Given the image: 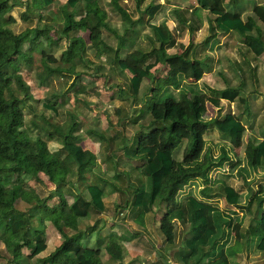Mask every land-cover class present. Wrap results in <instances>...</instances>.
<instances>
[{
    "label": "trees",
    "instance_id": "trees-1",
    "mask_svg": "<svg viewBox=\"0 0 264 264\" xmlns=\"http://www.w3.org/2000/svg\"><path fill=\"white\" fill-rule=\"evenodd\" d=\"M112 1L121 20L127 23L121 33L107 25L106 13L98 5V0H65L61 3L57 8L63 18L60 32L68 42L59 56V63L63 65L51 68L48 74L58 76L66 72L73 74L74 81L78 79L74 67L84 63L82 53L85 40L74 33L82 31L87 33L88 42L96 46L98 51L113 52L117 67L130 74L128 85L131 96H136L145 81L153 80L146 109L150 117L147 124L157 122L159 125L147 132L137 133L132 143L125 141L121 149L127 159H143L139 171L141 180L129 202L136 210L135 221L142 225L144 217L152 211L154 202L163 203L164 213L157 228L163 243H172L175 220L182 226H188V235L181 239V263L192 259L198 264L206 259V264H228L224 247L238 237L243 213L249 211L250 204L255 202L254 205L262 209L256 220L261 234L256 236L255 248L260 252L264 264V133L256 144L247 142L242 158L237 159L233 150L240 144L244 131L239 118L229 112L209 117L198 102V96L205 88L208 94L205 100L212 107H218L220 99L242 103L244 99L239 95V88H203L197 83L187 82L180 72L173 79L168 73L162 79L152 75L156 64L170 65L177 59L182 63L189 62V44L179 54L167 53L174 41L165 18L153 21L158 15L163 17L165 14L162 4L145 5L139 14L146 18L143 20L139 15L133 20L123 8L116 5L117 0ZM140 2L134 0L135 9L138 10ZM15 3H24L22 19L30 16L39 19L40 10L58 2L0 0V242L9 255L4 264H17V260L22 257L21 248L28 250L24 257L36 260L38 264H102V252L119 260L122 248L118 242L113 241L103 248L87 246L81 241H87L81 238V232L71 235L61 232L62 227L75 230L77 218L85 217L89 210L95 213L103 210L105 189L101 184L104 181L97 176L93 183L83 184L82 189L86 191L87 197L77 192L71 203H67L63 188L70 183V177L74 176L83 182V173L87 169L91 170L93 176L100 171L95 155L76 144L72 128L62 134L59 127L50 124L44 116L40 117L41 123L24 120L22 108L29 96L28 85L17 73L8 72V67L21 59L29 61L23 45L28 42L32 44L31 33L42 34L47 42L50 39L46 27L26 28L18 33L7 27L13 21L7 12ZM195 3L213 17L208 18L210 33L237 31L245 47L255 56L261 54L263 41L257 21L264 26V0L234 11L225 10L224 0H195ZM170 11L190 33L193 28L180 17L179 9L175 7ZM136 23L148 28L151 47L128 53L121 43L123 33ZM103 28L117 38L114 45H110L102 35ZM16 90L21 95L15 94ZM84 90L82 85L74 92L81 96ZM41 104L48 113H57L56 107L50 105L48 100ZM210 128L219 133L221 141L212 143L203 138ZM54 137L60 140L63 155L60 151H48L46 143ZM217 172L234 173L231 176L240 180L239 187L236 189L224 182L217 183ZM7 174L16 175V181L7 184L1 182ZM40 175L53 184V195L57 201L52 206L46 205L44 199L39 198L33 190L24 187L29 179L39 181ZM241 186L245 187V192L240 190ZM214 193L220 196L228 208L220 206L218 198L212 196ZM19 201L33 204L30 209L22 210L15 207ZM33 211L38 214L35 224H32L36 215ZM45 219L63 235L61 243L54 248H49L44 238ZM252 233H255V229H252Z\"/></svg>",
    "mask_w": 264,
    "mask_h": 264
},
{
    "label": "rangeland",
    "instance_id": "rangeland-1",
    "mask_svg": "<svg viewBox=\"0 0 264 264\" xmlns=\"http://www.w3.org/2000/svg\"><path fill=\"white\" fill-rule=\"evenodd\" d=\"M56 1L58 3H53L39 11V19H37V17L35 16H30L27 19H22L21 15L24 11V3H15V5H13L12 8L7 12V15H10L13 18V21L8 24L7 27H9L14 33H18L26 28L35 27L37 29H43V27H46L47 37L48 39H50V42H47L42 34L31 33L30 36L33 37L32 44L28 42L23 45V49L29 55V61L26 62L25 60L21 59L18 60L17 63H13L8 67V72L17 73L21 77L22 81L28 85L29 96L26 98V104L22 108L24 120L26 122L35 121L41 123L42 121L40 120V117L44 116L45 118H47L50 124L54 123L56 126H58L62 134L72 128L73 134H79V136L82 137V140L85 139L87 146L89 145V147L93 148L91 150L97 153V159H100L101 157L107 156L109 154L110 161L103 160L99 164L101 173L98 170L97 176H100L102 174L103 178L106 177L110 180H113L115 182L114 184L117 185L125 195L127 194V192L130 193L129 188L131 185L134 186L136 181L139 182V172L137 168L141 167V165L143 164V159L141 157H137L135 160H129L125 158L121 150L122 146L125 141L128 144L132 143V139L136 136L137 133L147 132L151 127L159 125L157 122L150 125L149 123L147 124V121H150V117L146 109L151 97L150 88L154 85V82L153 80H150L149 82L145 81L144 84L140 87L136 96H131L128 85L130 74L126 70H122L117 67L116 61L113 58V52L98 51L96 46H93L88 42L87 33L82 31H77L74 33L76 36H81L85 40L83 49L84 51L82 53V60L84 61V63H79L74 67V70L79 75L78 79L74 81L73 74H68L66 72L61 73V75L58 76L55 74L49 75L48 71L51 68H54L58 65H63L59 63V56L62 50L65 48L66 43L68 42L65 36H63V34H61L60 32L63 25V18L60 12L57 10V8L65 0ZM242 2L243 0L239 1L240 4ZM156 3L163 5V13L165 14L163 15V17H160V15H156L157 18L155 17V19L153 20L154 22H158L162 18H165V21H167L171 16L174 17L171 14L170 10L176 7L179 9L180 17H182L186 21L190 20V22L188 21L189 25H198V18L192 13V7L195 4V0H141L138 10L135 9V3L133 0L116 1V5L123 8L133 20H135L139 15L143 19H145L146 17L143 14H139V11H141L145 5ZM98 5L106 13V20L108 23L107 25L117 33H121L123 27L127 26V23L121 20L118 12L116 11L114 2L112 0H98ZM204 15L205 13H200L199 19L203 20L205 17ZM195 16L197 19H195ZM167 24L170 30V35L175 42V51L181 52V50L187 44L186 32L184 31L185 26L178 23L177 21L175 27L171 22H168ZM132 28L136 30L138 34L136 36H133L132 29L130 28L126 32V35L125 33H123V39L121 42L122 45L127 48L128 53L132 52L135 49H149L151 46L148 40L151 35L148 31V28L145 27V25L137 23ZM175 30H177L178 32H176ZM101 33L107 39L106 41L110 45H114V40L117 38H115L109 30L103 28L101 29ZM202 34L197 38L198 41L203 38L201 37L203 36ZM188 44V47L187 45L186 47L188 48V50H190L192 47V43L189 42ZM195 50L196 57L198 56L197 53H200L202 56L203 49H200L199 51H197V49ZM226 59L228 61V57H226ZM227 64L228 66L223 64V68L225 70L227 69V74H229L226 75L225 79L228 82L236 81V76L239 75V71L237 70L238 68L233 66V64L231 65L229 61L227 62ZM174 68L175 67H173V69ZM219 69L221 68H219L218 66L215 67L214 74H217V72H219ZM239 70H241V74L243 76L242 79H249L248 72L245 70L243 65L240 66ZM153 71L155 74H159L157 75V78H164L165 69L162 67V65L156 66L155 69H152V72ZM172 72L174 73L175 70H173ZM220 73L225 74L226 71H220ZM168 76L173 79V77H171L169 74ZM215 79L217 82L221 81L222 75H215ZM72 82H75V84L72 85ZM82 85L84 86L85 90L81 94V97L80 95H76L74 90ZM259 89L264 90V84H262ZM15 92V94L21 95L20 91L16 90ZM54 92H56L55 97ZM80 98H82V100ZM47 100L50 105L52 104L56 107V114L53 115L43 109L41 102ZM239 106V103H234L231 105V108L230 105H227L223 107V109H230L234 112L237 108H240ZM211 107L212 106H210L209 104L206 105V110L204 112L209 117H218L222 116L226 112H229H225L223 110L213 112ZM81 117H83L84 119L82 120ZM204 138L212 143L220 141L219 133L216 134L214 129L211 128L207 130L206 134H204ZM48 146V149L51 152L58 150L57 144L48 143ZM233 151L235 157L237 159L240 158L242 150L234 149ZM60 152L61 155L64 154L62 150H60ZM140 152L141 150L139 151V153ZM128 164H130V166ZM110 171L112 173L114 172V175L116 174V176L118 177L111 178ZM84 174L85 171L83 173V182L81 180L79 181L77 179H74V176L70 177V183H67L63 188V194L68 196L70 194H73L74 190L75 192L80 191L83 184H85L84 182L89 183V179L94 180L95 178ZM40 176L41 179H39V181H35L33 179L27 180L24 187L33 190L35 194L38 195L41 199H44L47 204L56 202L57 198L46 200L48 196L53 193V184L50 183L43 175ZM102 176L100 178H102ZM16 179V175L7 174L3 178V180H1V182L7 184L16 181ZM216 180L217 183L225 182L232 184L234 185V187H236V189L240 184V180H237V182L233 180L231 181L229 180V178H226L222 175H218ZM242 188L243 187L241 186L240 190ZM242 192H244V189L242 190ZM215 193L212 194V196L214 198H219L220 196ZM81 194L83 196H87L85 190H83ZM122 195L123 194L120 193L114 194L112 199L115 202H113V205L110 203H108L107 205L110 219L113 218L112 221L116 226H118V230L120 232H124L126 227V223L124 222L126 213L123 212L124 198H121ZM156 202L157 201H155L154 203ZM32 204V202L23 203L20 201L15 204V207L23 210L25 208H29L30 206H32ZM254 204L255 202H252L250 204L249 211L247 213L248 218H252V216H255V214H257V212L259 211L258 207ZM94 217L95 216H92V220L94 219ZM32 222H35L34 218ZM97 222L98 220L96 221V223ZM111 232V227H106V230L101 233L102 235H105L106 238L112 234ZM188 232L189 231L187 225L182 226L178 221L175 220L173 241L170 244H164L170 245L171 248H176L182 243V236H187ZM231 233H233V231H231ZM109 239H111V237H108L105 242H108ZM134 241L139 240L136 238ZM22 249L23 248H21V253H23ZM226 251L229 255V264H234L233 258L239 255L241 251V242L235 241L232 246H227ZM167 252L168 251H164V254L160 252L159 255L166 257V255L168 254ZM178 253L183 254V252L180 250ZM0 257L4 258L2 262L0 261L2 264H4L8 260L9 255L4 250L0 252ZM127 259L128 257L123 258L125 262L128 261ZM13 263L11 262L9 264Z\"/></svg>",
    "mask_w": 264,
    "mask_h": 264
},
{
    "label": "crops",
    "instance_id": "crops-1",
    "mask_svg": "<svg viewBox=\"0 0 264 264\" xmlns=\"http://www.w3.org/2000/svg\"><path fill=\"white\" fill-rule=\"evenodd\" d=\"M239 1L240 0H224L223 6L225 10L234 11V10H240V9H245V8L254 6L260 3L262 0H243L241 4L239 3ZM192 10H193L192 12L193 15H196L198 18L199 26L197 24L191 25L193 29L191 30L190 33H188L186 28L184 29V31L186 32L187 44L189 42L192 43L191 49L188 50L189 55H187V57L190 58V61L187 63H182L177 59L174 63H171L170 65L163 64L162 67L165 69V74L168 73L171 75V77H175L176 74L180 72L183 74V77L187 82L197 83L203 86V88L204 86L213 88V89H218V90L223 89L225 87H238L239 88V95L244 99L242 103L237 102V101L227 102L224 99H220L218 107H211V108L213 112L214 111L217 112L219 110H223L225 112L229 111V113L236 115L239 118V121L241 122V124L244 126V131L241 135L240 144L234 148V149L242 150V154L240 158H238V159H241L245 144L247 142L256 144L257 142L261 140V137L264 133V90L259 89L261 85L264 84V26H262V24L257 21V26L260 28V34H261L260 37L263 41V51L261 52L260 55L255 56L247 47H245V45L243 44V39L237 31L232 30L226 33L214 31L215 33L212 34L209 32V28H208L209 19L208 18L212 19L213 17L209 16L205 11L201 10L196 5V3L193 5ZM202 12L205 13L204 15L205 17L203 20H200L199 16H200V13L202 14ZM196 16H195V19H197ZM173 18L174 17L171 16L169 20L165 21V24L168 29H169L168 24H167L168 22H171L174 25V27L176 25V20ZM188 21L190 22V20ZM131 29L133 32V36H136L138 32L134 30L133 28ZM175 31L178 32L177 30ZM201 34L203 35L201 36L203 38L198 41L197 38ZM174 45H175V42L170 48L167 49V53L179 54L186 47L185 45L184 48L181 50V52H176ZM195 49H197V51H199L200 49H203L202 56L200 53H197L198 56L196 57ZM226 57H228V61L231 63V65L233 64V66L238 68L237 70L239 71L238 72L239 75L236 76V81L228 82L225 79L226 75H229L227 74L228 70L227 69L225 70L223 68V64L228 66L227 64L228 61ZM241 65H243L245 70L248 72L249 79L247 78L242 79L243 76L241 74V70H239ZM156 66H161V64H156L153 67V69H155ZM217 66L221 69H219V72H217V74H214V69ZM173 67L175 68L173 69ZM173 70H175L174 72L175 75L172 72ZM220 71H223V72L226 71V73L223 74V73H220ZM151 73L152 75H156V77L157 75H159V74H155L154 71ZM254 73H255V76H254ZM219 74L222 75V80L217 82L215 79V75H219ZM207 95L208 94L206 93V89L204 88L202 91V94L198 96V102L201 104L202 108L204 109V112L206 110V105H208L207 101L205 100ZM234 103L240 104L239 106L240 108H237L236 111L233 112L229 108H226L229 110L223 109V107L227 105H230V108H231V105ZM81 118L82 120L84 119L83 117ZM214 131L216 134L218 133L215 129ZM206 132L204 134H206ZM74 135L76 137L75 139L76 144H78L82 149L89 150L96 157L97 153L91 150L93 149L92 147H89V145L87 146L85 139L82 140V137L79 136V134L78 135L74 134ZM203 138H204V135H203ZM55 139L57 138L54 137L48 140L46 143L47 149L49 147L48 143L57 144L58 150H55L52 152H58L61 150V142ZM221 140L222 139L220 137V141ZM48 151L51 152L49 149ZM100 159L96 158V162L98 161L97 162L98 165L103 160L110 161L109 154L107 156L101 157ZM128 165L130 166V164ZM140 168H137L138 172L140 171ZM234 173L232 174V172H217L215 178H217L218 175H222L226 178H229V180L231 181L233 180L237 182L236 178L233 179V177L231 176V175H234ZM110 174H111V178L118 177L116 176V174L114 175V172L112 173L110 171ZM84 175L95 177L94 180L89 179L90 181L89 183H93L97 177V175L93 176L91 174L90 169H87V172L85 171ZM101 176L102 174L98 177H101ZM39 179H41V176L39 177ZM102 179L104 182L101 185H103L102 187L105 189L104 190L105 195L102 198L103 210L100 213H95L94 211L89 210L85 217L77 218L75 230L69 227H62L61 232L64 233L65 235H71L79 231L81 232V238H86L85 240H87L84 242L83 241L84 239H81L82 243H85V245L87 246H93V247L98 246L99 248L108 246L113 241L115 242L118 241V243L121 245V248H122V254L119 260H114L111 257H109L107 254L102 252L100 254V259H101L102 264H108V263L109 264H183L180 262L181 253H178L179 250L183 252L182 247L180 246L181 244L176 248H171L170 245L164 244L162 242L161 236L157 229L159 220L162 214L164 213L163 203H158V202L154 203L152 207V211L144 217L143 224L139 225L135 221L136 210L129 205L131 195L133 193L134 188L138 185V182L136 181L134 186L133 185L130 186L129 188L130 193L127 192V194L124 195V193H122V190H120L119 187L114 184L115 182L113 180H110L106 177L103 178V176H102ZM138 179L139 181L141 180L140 174H139ZM84 183H88V182H84ZM226 184H229V183H226ZM229 185H232V184H229ZM82 188L80 191L75 192L74 190L73 194H70L68 196L64 195L66 202L71 203L72 196L77 192H82L84 190ZM243 189L245 192L246 189L244 186L241 189V191ZM118 193L123 194L121 198H124L123 212L126 213L125 218H124V222L126 223L124 232H120L118 230V226H116L112 221L113 218L110 219V216H109L110 214L108 212V206H107L108 203L113 205V202L115 201H113L112 197L114 194H118ZM54 198L56 197L52 193L51 195L48 196L46 200H52ZM218 199H219L220 206L222 208H228V206L223 204L222 202L223 200L220 197ZM44 203L48 206H52L56 202L47 204V202L44 201ZM258 210L259 211L257 212V214H255V216H252V218L251 217L248 218V215H247L248 211L243 213V218H242V221L240 222V226L238 229V237L234 239V241L230 245H227L229 247V246H232L235 241L241 242V251L240 253L238 252L239 255H237V257L233 258L234 264H262L261 262L262 256L260 252H258L255 248L256 236L261 234L260 230L258 229L256 220L259 218L262 212V209L258 208ZM36 211H33L34 214L36 215H34L33 217L35 222H32V224H35L38 220L37 219L38 214ZM92 216H95L93 220H92ZM97 220L98 222L96 223ZM43 227H44V238L47 243V246L49 248H54L58 246L63 240L62 233L56 230L47 219L43 221ZM106 227H111V231H112L111 232L112 234L108 236V237H111V239H109L108 242H105V240L108 237L105 238V235H102L103 231L106 230ZM252 229H255L254 234L252 233ZM136 238L139 241H134ZM227 246L224 247V253H225V256L229 264V260H228L229 255L226 251ZM1 251H4V247H3V244L0 242V252ZM164 251H168L167 252L168 254L166 255V257L159 255L160 252L164 254ZM22 252H23L21 253L22 257L19 260H17V264H38L36 260H32V259H28L24 257V255L28 253V250L23 248ZM125 257H128L127 259L128 261L126 262L123 260V258ZM3 259L4 258L0 257L1 262ZM206 263H207L206 259H203L198 264H206ZM13 264H16V263H13ZM185 264H195V263L192 259H188Z\"/></svg>",
    "mask_w": 264,
    "mask_h": 264
}]
</instances>
